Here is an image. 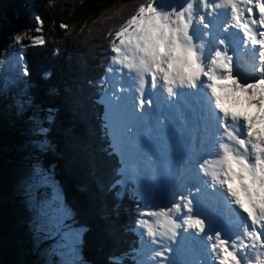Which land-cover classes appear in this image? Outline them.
<instances>
[{"label": "snow or ice", "instance_id": "snow-or-ice-1", "mask_svg": "<svg viewBox=\"0 0 264 264\" xmlns=\"http://www.w3.org/2000/svg\"><path fill=\"white\" fill-rule=\"evenodd\" d=\"M221 16L214 34L212 21ZM34 20L43 23L39 15ZM237 32V46L252 52L248 76L237 70ZM106 37L108 64L97 85L109 97L101 117L108 148L120 158L109 190L118 200H133L139 237L123 258L129 264H264V0H141ZM8 39L24 44L23 33ZM46 43L34 35L25 47ZM15 63L14 82L23 78L26 85L23 48ZM20 93L17 106L24 111L33 101L23 87ZM29 120L38 154L23 186L37 231L52 241L58 264H83L85 229L74 226L73 209L42 158L52 149L49 127L38 108ZM205 197L215 201L214 210ZM185 244L196 260L172 258ZM110 260L123 264L120 257Z\"/></svg>", "mask_w": 264, "mask_h": 264}, {"label": "trees", "instance_id": "trees-1", "mask_svg": "<svg viewBox=\"0 0 264 264\" xmlns=\"http://www.w3.org/2000/svg\"><path fill=\"white\" fill-rule=\"evenodd\" d=\"M139 2L0 0V57L11 55L16 61L23 48L30 73L26 85L23 78L17 84L16 66L13 81L6 86L0 72V264L59 261L49 251L52 241L37 231L36 214L23 186L38 154L37 137L30 132L34 108L45 118L52 145L42 158L52 166L65 201L73 209L74 226L85 229L80 245L83 264H114L110 257L129 264L122 254L139 243L134 230L136 212L128 195L118 200L109 190L120 158L112 154L104 135L103 103H98L103 89L97 81L108 64L106 33ZM36 15L42 24L34 20ZM61 24L68 28L62 29ZM22 33L24 44L20 46L8 39ZM34 35L43 36L46 45L25 47ZM21 87L33 101L24 111L17 106L22 100ZM69 93H74V99Z\"/></svg>", "mask_w": 264, "mask_h": 264}, {"label": "rangeland", "instance_id": "rangeland-1", "mask_svg": "<svg viewBox=\"0 0 264 264\" xmlns=\"http://www.w3.org/2000/svg\"><path fill=\"white\" fill-rule=\"evenodd\" d=\"M16 66L17 65L15 64V60L13 59V57L11 55H3V56L0 57V72L3 74L2 80L5 82L6 86L12 83L13 77H14V76H12V73H13V70L16 72ZM65 75H66V73H65ZM93 81L96 82V80H93ZM116 82H117L116 79L113 78L112 79L113 85H115ZM125 83H126V81H125ZM100 90H102V89H100ZM70 92H73V88H71ZM69 95H70L71 98L74 99V93H69ZM76 98H77V96H76ZM108 99H109L108 96L102 94V96L99 98V102L98 103H103L104 104ZM69 174H72V173L69 172ZM156 184H157V191L158 192L162 191V189L160 188V182H159L158 178L156 179ZM74 188L77 189L76 185H75ZM156 202L157 203L163 202L162 196L160 198H158ZM189 251H192V249H189ZM182 257H183L182 252L181 253L179 252L178 255H174L172 258L173 259H182ZM187 257H190V255H188Z\"/></svg>", "mask_w": 264, "mask_h": 264}, {"label": "bare ground", "instance_id": "bare-ground-1", "mask_svg": "<svg viewBox=\"0 0 264 264\" xmlns=\"http://www.w3.org/2000/svg\"><path fill=\"white\" fill-rule=\"evenodd\" d=\"M222 20H223V16H221L219 20L216 19V21H212V25L215 26V25H217L218 23L221 24ZM250 57H251V62H252V55H250ZM248 73H249V72H248ZM241 75H242V76H248L249 74H247V73L244 72V73H242ZM161 147H162V146H161ZM145 163H146V162H145ZM146 170H147V166H146ZM207 198H208V197H205V199H207ZM206 204H207V207L209 208L210 205H211V202H206ZM189 249H191V247H190L189 245L185 244V245H183V246L181 247V249H180V253L183 252V251H188L187 254L190 255V259H191V260H196V259L198 258L197 254H196L194 251H189ZM185 254H186L185 252L182 253V255H185Z\"/></svg>", "mask_w": 264, "mask_h": 264}]
</instances>
